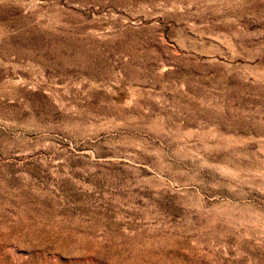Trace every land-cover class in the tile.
<instances>
[{
  "label": "rangeland",
  "instance_id": "rangeland-1",
  "mask_svg": "<svg viewBox=\"0 0 264 264\" xmlns=\"http://www.w3.org/2000/svg\"><path fill=\"white\" fill-rule=\"evenodd\" d=\"M0 264H264V0H0Z\"/></svg>",
  "mask_w": 264,
  "mask_h": 264
}]
</instances>
